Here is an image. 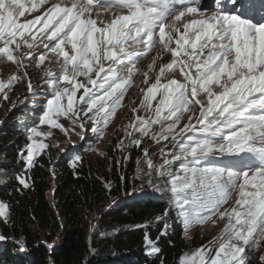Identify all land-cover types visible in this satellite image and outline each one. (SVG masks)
I'll use <instances>...</instances> for the list:
<instances>
[{"label":"snow or ice","instance_id":"obj_1","mask_svg":"<svg viewBox=\"0 0 264 264\" xmlns=\"http://www.w3.org/2000/svg\"><path fill=\"white\" fill-rule=\"evenodd\" d=\"M214 3L216 8L205 12L202 0H0V61L15 66L0 82V103L15 107L9 95L15 85L36 94L30 67L46 78L51 97L38 123L50 127L26 129L21 159L30 171L39 154L58 146L44 142L51 129L81 140L91 132L94 142L103 140L140 71L138 62L153 54L143 72L147 88L131 109L135 118L122 127L114 150L139 148L149 136L171 143L161 149L159 164L146 148L138 160L147 164V183L159 179L155 190L170 193L171 207L157 217L164 224L161 236L173 210L185 234L193 224L224 221L218 236L180 264H252L254 259L264 264V5ZM256 14L260 20L252 18ZM46 60L60 64L59 72ZM225 154L242 163H211ZM77 162L78 156L73 165ZM16 179L30 187V177ZM105 187L111 190V182ZM9 209L0 202L4 223L11 219ZM144 239L152 254L161 252L147 233ZM13 242L24 249L23 241Z\"/></svg>","mask_w":264,"mask_h":264},{"label":"trees","instance_id":"obj_2","mask_svg":"<svg viewBox=\"0 0 264 264\" xmlns=\"http://www.w3.org/2000/svg\"><path fill=\"white\" fill-rule=\"evenodd\" d=\"M21 135V130H10L0 136V155L5 159L0 172L7 179L0 185V202L10 205L11 216L8 223L0 218V235L6 237L0 241V264H160L161 259L179 263L188 245L178 226L160 235L164 224L157 217L164 214L165 200L121 198L132 188L133 160L125 174L114 165L98 174L84 163L76 169L66 162L56 166L44 152L28 171L19 154ZM21 174L30 177L27 189L16 179ZM51 181L55 187L49 193ZM92 212L99 218L89 229L86 219ZM146 233L158 243L160 253H148ZM13 241H23L24 249Z\"/></svg>","mask_w":264,"mask_h":264},{"label":"rangeland","instance_id":"obj_3","mask_svg":"<svg viewBox=\"0 0 264 264\" xmlns=\"http://www.w3.org/2000/svg\"><path fill=\"white\" fill-rule=\"evenodd\" d=\"M230 2L231 0H229V4ZM203 4L205 5L203 8L205 12L211 10V6L207 5L206 1ZM252 18L254 20L261 19V17L257 18L255 15H253ZM151 55L153 54H150L148 58H141L138 62L137 67L140 69V71L136 73L134 77V83L128 88L124 100L121 102V107L117 109L116 115L113 117L112 124H110L105 130L103 140L94 142L93 134L91 132H88L84 140H81L80 137L74 133L71 134L70 137H65L59 129H51L53 132L51 137L46 139L40 137L37 139H44V142L49 144L58 143L57 147H51L50 149L45 150V152L52 156L56 166L58 164L60 165L62 162H66L71 169H76L84 163L99 170L98 174H101L103 170L110 171L114 165L118 172L125 174L129 172V163L131 160H133L135 168L134 172L131 174L132 188L128 195H122L121 198L148 197L151 200L160 198L161 200H165V212L166 209L171 207L170 193L167 189L161 191L155 190L153 184L159 185L162 183V181L159 179L153 181V184L147 183L149 176L143 174L147 168V164H138V160H140L143 156L142 149L146 148L149 149L150 158L155 163L159 164L162 158L161 149L167 151L172 147L171 143L166 141L156 142L151 140L149 136L143 139L139 148H126L123 153H121L119 150H114L118 138L124 135L123 131H121L122 127L129 125L135 118L131 109L133 106L139 105V101L142 99L144 94L141 89L147 88V85L143 83V72L148 70L147 65L151 63ZM169 55L170 54H166L165 59H167ZM45 65L50 66L55 72H59L60 70V64L58 63L49 64V61L46 60ZM14 70L15 66H10V62L4 63L3 61H0V82H6L14 74ZM29 71L33 74L32 80L35 86L36 94L33 95L32 93L24 91L23 85H15L13 92L9 93V95L15 101V107H13V105L8 102L0 103V136L5 135V133L10 130H21V138L24 142L22 152H24L28 143L27 137L29 133L26 131V129L33 125H37L38 130L43 132L49 130L50 127L46 124L39 125L38 122L39 117L44 110L46 100L51 97V91L49 86L43 83L46 78L42 73H39V70L35 69L34 67H30ZM157 72L158 67L156 71L150 74L151 79H154V76ZM167 75L172 74L168 73ZM180 78L182 79V77ZM21 91L24 92L23 97H21L19 100H16V96L19 95ZM139 114L144 115L142 111ZM61 122H64L63 118H61ZM125 143H127V139H125ZM22 152L19 154L21 155ZM101 153H103V155H101ZM77 156L79 157V162H77L74 166L73 160ZM126 156L130 158L125 160L124 157ZM117 161H120V163L117 164ZM3 162H5V159L3 155H0V164ZM211 163L217 166L227 164L234 167H239L242 161H240L238 157L225 154L214 157L211 160ZM6 182L7 179L4 177V174L0 172V185ZM54 187L55 183L51 181L48 192L50 193ZM229 203L231 204L232 202L230 201ZM98 218V212L90 213L86 219L87 227L90 229L96 225ZM166 220L169 226L167 230H171L173 226H178L181 229L183 237L188 245V248L183 252L181 258L185 255L193 253L202 246H206L209 241L213 240L214 237L219 235L220 229L224 224V221H218L216 225H213L211 222L204 224L196 223L191 225L187 230V234H185L184 225L178 218L175 210L170 213ZM194 237L195 245L192 243ZM148 253L152 254L149 247ZM253 262H258V259H254ZM178 264H180V260Z\"/></svg>","mask_w":264,"mask_h":264}]
</instances>
